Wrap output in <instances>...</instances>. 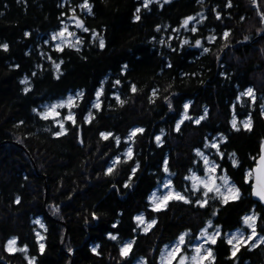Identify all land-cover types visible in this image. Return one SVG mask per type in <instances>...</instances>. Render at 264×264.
Returning a JSON list of instances; mask_svg holds the SVG:
<instances>
[{"label":"trees","instance_id":"16d2710c","mask_svg":"<svg viewBox=\"0 0 264 264\" xmlns=\"http://www.w3.org/2000/svg\"><path fill=\"white\" fill-rule=\"evenodd\" d=\"M82 2L0 0V44L8 45L7 50L0 48V264H28L31 258L33 264H160L162 248L180 234L189 233L190 243L209 220L222 236L247 229L242 218L253 211L257 231L264 234V207L245 183L264 141V0H230L231 7L229 0H152L148 8L143 0H88L92 13H80L89 29L78 31L83 43L56 51L50 33ZM191 16L199 18L195 33L182 27ZM225 31L230 33L227 39ZM93 32L103 36L104 48ZM212 35L216 40L209 43ZM196 40L202 47L195 46ZM53 61H63L59 73ZM25 78L28 83H21ZM118 79L121 84L114 87ZM101 86L97 111L91 105ZM249 87L256 103L249 97L237 102ZM77 90L83 97L72 110L76 124L65 122L67 131L56 136L58 124L41 119L38 108ZM188 102L193 119L205 109L208 115L199 125L184 121L177 131L176 122ZM233 105L239 130L231 124ZM89 110L95 119L85 122ZM249 117L250 130L240 123ZM135 127L144 133L134 143L125 142ZM161 130L163 142L158 146L155 137ZM102 131L119 136L120 145L113 137L102 140ZM214 135L224 137L215 158L239 188L240 198L226 204L210 199L200 207L195 204L197 193L186 197L191 203L173 199L154 211L151 191L166 176L177 190L190 188L184 178L190 169L200 172L202 167L195 149H206ZM127 143L134 155L123 163ZM116 156L121 163L106 175ZM136 164L139 168L129 181ZM139 213L156 221L146 233L137 228L134 218ZM35 219L47 230L35 225ZM36 231L43 236V251ZM109 233L118 239L111 240ZM11 237L17 238V247L27 245V257L5 251ZM124 241L135 242L122 259L119 249ZM210 248L214 260L206 264H264L263 243L241 246L235 258L224 239Z\"/></svg>","mask_w":264,"mask_h":264},{"label":"snow or ice","instance_id":"6c2138e0","mask_svg":"<svg viewBox=\"0 0 264 264\" xmlns=\"http://www.w3.org/2000/svg\"><path fill=\"white\" fill-rule=\"evenodd\" d=\"M167 2V0H165ZM152 3V0H143V7L148 8L149 5ZM253 3H255V0H253ZM229 7H231V3L229 0ZM81 9L87 10L88 14L92 13V8L88 2V0H83V3L79 6ZM75 12V9H73ZM137 13L140 12V8H137ZM63 15V14H62ZM262 20H264V14H262ZM72 19L75 21V27L82 29L84 32H88L89 29L85 27L84 23L82 20L77 18L76 16H73ZM136 20L140 19L139 15H136L135 17ZM195 17H188L183 21L182 27H184L186 30H190L191 32L195 33L197 32V28L195 25H193L190 29L188 28V25L190 24L191 21L195 20ZM217 19H221L220 13L217 12ZM199 23V21H197ZM157 30L159 31V26L157 27ZM175 31V30H174ZM67 33V37H75V43L73 44L70 39H67L65 34ZM28 35V33H26ZM230 33L228 31H225L223 33V38L227 39ZM52 41H59V43L55 44V50L58 52H62L64 50V46L67 47H76L77 45L83 43L82 39L76 35L75 32H69L67 29V26L62 28L58 32H54L51 36ZM93 39L98 40L99 42V47L104 48L105 46V41L103 36H100L99 34L93 32ZM209 43L214 42L216 40V36L212 35L209 38ZM247 39V38H245ZM161 43H164L163 40H161ZM188 40H184L183 44H188ZM195 46L196 47H202L201 41L196 40L195 41ZM0 48H3L4 50L8 49V45L6 43L0 44ZM77 50H79L77 48ZM204 52H208V48H203ZM49 59H52L49 57ZM63 63V61L60 62H55L53 61L54 68L56 69L57 73L60 71V66ZM126 67V66H125ZM35 75V73H33ZM21 83L27 84V78L25 80L21 81ZM121 84V81L118 79L115 81L114 87L119 86ZM29 91L28 88H25V92ZM131 91L135 93L137 91V87L135 85H132ZM103 95V87L101 86L100 89H98L95 93L96 100L92 103L91 108L96 109L97 111L100 110L101 108V101L100 97ZM153 97L156 96V90H153L152 93ZM83 97V92H77L74 96L69 95L66 100H61L57 103H53L50 105H46L44 107V110L38 115H40L41 119L48 120L52 119L55 121V123L58 124L60 131L54 133L56 136H61L64 135L67 129L65 128V122H72L74 125L76 124V114L74 111H72L74 108L78 107V104L76 101ZM242 97H249L251 98L252 103H256V96L253 92V89L249 87L246 91H243L240 93L239 96H237V102H240ZM117 102L123 104L124 101L120 99L119 96H116ZM150 102H153L150 100ZM190 103H185L183 105V113L181 115V118L176 122L175 128L177 131L180 130L181 125L184 123V121H192L194 124L199 125L208 115L207 109H205L204 114L199 116L198 118L193 119L189 114L188 110L190 107ZM169 109H172V104L171 102L168 103ZM62 108H67L68 112L66 115H64L61 119V113L57 111L58 109ZM233 117L231 120L232 127L239 130L237 127V119H236V114H235V105H233ZM35 112L36 109H33ZM262 113H264V106H262ZM92 119H95L93 113L91 110H89L88 115L85 117V122H90ZM20 123H23L21 121ZM241 124L246 129L250 130V125H251V118L241 121ZM144 129L141 127H135L130 130L126 141L125 142H135V137L138 134H143ZM100 137L102 140H108L110 137H113V133L111 132H105L102 131L100 132ZM163 135V130H161V135H157L155 137V140L157 142V145L161 144L163 141L161 139ZM115 139V142L117 146L120 145L121 143V138L119 136L113 137ZM207 140V138H206ZM224 140L223 135L220 136V141L222 142ZM131 143H129L128 147L126 148L125 153L123 154L126 157V160L123 161V163H127L128 161L133 159V148L131 146ZM205 148H213L217 149L219 152V145L216 142L215 138H213L212 141L206 142L204 145ZM196 155L200 156L203 159L204 162V175L197 176L195 172H192L191 176H186L184 179L186 180H191L192 184L190 188H185L183 190V194L179 191H175L172 188V181L169 179H165L164 182L162 183V190L167 189L166 192H163L161 194V191H154L151 196L150 200L152 201L153 204H157L159 201L160 204L163 206H167V203L170 200H183L185 203H191L192 201L190 199H187L186 197H189L190 195H195L197 193H200V196L197 197L195 200V204L199 205L200 207H205L210 199H220L222 203H228L229 198L235 200L240 198V190L235 186L234 183H231L229 178L226 175L223 176H217L216 172L217 169L220 168V165L215 162V160L209 159L208 156L204 154L199 148L195 149ZM221 158H223V153H219ZM232 159V164L233 167H236L238 165V161L235 159V154L233 153L232 156L230 157ZM254 160H256V165L253 168H250L246 172V178H245V183H249L252 188V195L254 197H257L261 203H264V149H262V154L259 156L258 160L257 158L253 157ZM121 163L120 157H115V159L112 161V165L109 166L106 169L105 174L110 175L113 173L114 169L118 164ZM139 168V164H136L135 167L131 168V175H129V181H131L132 176L135 175L137 172V169ZM164 171L165 173H168V160H164ZM190 171H192L190 169ZM169 175H173L169 173ZM217 179H219L221 182L219 184L216 183ZM128 184H125V187H127ZM213 194V195H210ZM16 203L20 202V197H16ZM58 211V209H56ZM154 211H160V207L157 206L153 209ZM215 215V213H213ZM95 218V215L94 217ZM138 223H137V228H140L141 226L143 227V231L146 233L148 232L153 225H155L156 221L153 219L150 222L146 221L144 218V214L141 213L137 215L134 218ZM257 213L255 211L252 212L250 215H245L242 218L243 225L246 226L248 229L251 230L250 234L245 236V233L241 231L240 229H237L235 232H232L231 234H224L222 236L221 231L219 227H214L213 223L211 220L208 221L207 227L201 229L200 236L197 237V239L203 238V243H200L198 245H191L192 247V254L187 255L185 254V250L189 247L188 240L191 239L189 233H183L181 234L175 242H173L171 245H166L165 249L161 251V264H173V261H176L177 264H206L207 261L214 260V256L212 253V249L205 248V244H210V245H216L218 240L224 239L226 243L231 247V256L233 258L236 257L237 253L240 250L241 246H248L249 248L255 247L257 243H264V235H260L257 231L258 225H257ZM33 223L35 225H38L39 228L45 229V225L42 223L40 219H35L33 220ZM116 225H113V228H115ZM209 229H213V231L209 232ZM133 231H136V229H133ZM109 238L111 240H117L118 236L112 233H109ZM36 236L37 240L42 241L43 236L39 231H36ZM186 237H188V240H186ZM135 241H124L122 242L119 252H120V257L126 258L130 255L133 249V244ZM97 247H99L97 245ZM5 251L9 253H14V252H22L25 253L27 257V245H24L23 247H17V238L16 237H11L10 239L7 240L5 246ZM44 249V244L40 243V250L43 251ZM96 251V248H93V252ZM34 258H31L28 260V264H33ZM138 264H144L143 261L138 262Z\"/></svg>","mask_w":264,"mask_h":264},{"label":"rangeland","instance_id":"374dc122","mask_svg":"<svg viewBox=\"0 0 264 264\" xmlns=\"http://www.w3.org/2000/svg\"><path fill=\"white\" fill-rule=\"evenodd\" d=\"M83 3V2H82ZM82 3H80V4H78L76 7H74V8H72V10L70 11V13L69 14H67L66 16H65V18H64V20L62 21V23H61V25H60V27L57 29V30H55V31H52L51 33H50V35H49V39H51V36H52V34L54 33V32H58V31H60L62 28H64L65 26H67V29H68V31L69 32H75L76 33V35L78 36V31L80 30L79 28H76L75 27V21L72 19V17L73 16H76L77 18H79L80 20H82V17H81V12H84L85 10L84 9H81L79 6L82 4ZM73 9H75V12L73 11ZM192 17V16H191ZM188 18V17H187ZM187 18H185V19H187ZM184 19V20H185ZM83 21V20H82ZM197 21H199V18H197V19H195V20H193V21H191L190 22V24L189 25H191V27L193 26V25H196V23H197ZM65 36H66V38L67 39H70L71 40V42L74 44L75 43V37H71V38H68L67 37V33L65 34ZM51 41H52V39H51ZM52 43L55 45L56 43H59V41H52ZM76 93L74 92H70V93H68V94H66V96L65 97H63V98H61V99H57V100H52V101H48V102H45V103H43L42 105H41V107L40 108H38V111H39V113L40 112H42L43 110H44V107L46 106V105H50V104H53V103H57V102H59V101H61V100H66L67 98H68V96L69 95H75ZM57 111H59L60 113H61V119H62V117L64 116V115H66L67 114V112H68V109L67 108H64V110H62V109H58ZM237 119V118H236ZM245 120H247V119H245ZM244 121V120H243ZM239 123V120H237V124ZM213 138H215V140H216V142L218 143V145H219V143H220V138H219V136L218 135H214V136H212V137H210V138H208V140H207V142H210V141H212L213 140ZM128 145H129V143H127V144H125V146H124V148H125V150L123 151V153H125V151H126V148L128 147ZM202 152H204V154L206 155V156H208L209 157V159H211V160H215V162L218 164V162H217V159L215 158V154L217 153V149H213V148H211V147H209V148H206V149H202L201 150ZM116 157H119V156H116ZM114 159H115V157H114ZM113 159V160H114ZM202 159V158H201ZM202 162V167H201V170H200V172L199 171H191V173H190V175L189 176H191L192 175V172H195L196 173V175L197 176H203L204 175V162H203V159L201 160ZM216 175L217 176H223V175H226L228 178H229V180H230V182L231 183H234L232 180H231V178L222 170V169H217V172H216ZM165 179H169V180H171V178H170V176H166L164 179H162L157 185H156V187L151 191V193H150V195H149V201H150V206L152 207V208H155V207H157V206H159L160 208L161 207H163V205L162 204H160L159 203V201L157 202V204H153L152 203V201L150 200V196H151V194L154 192V191H161V194H163V192H166L167 191V189H163L162 190V188H161V186H162V183L164 182V180ZM189 182H190V184H192V181L191 180H189ZM221 181L219 180V179H217V181H216V183L217 184H219ZM235 184V183H234ZM236 186V185H235ZM237 187V186H236ZM172 188L175 190V191H179V192H181L180 190H177L174 186H173V184H172ZM238 188V187H237ZM182 194H183V192H181ZM196 195V194H195ZM230 199V198H229ZM139 214H141V213H139ZM139 214H136V216L137 215H139ZM250 214H252V212L251 213H248V214H246V215H250ZM135 216V217H136ZM245 216V215H244ZM144 218H145V220L146 221H151L149 218H147L145 215H144ZM138 223V222H137ZM143 227L144 226H141L139 229L141 230V231H143ZM205 227H207V224H205L203 227H202V229L203 228H205ZM241 231H243L244 233H245V236H247V235H249L250 234V232H251V230L250 229H244V228H239ZM237 230V229H236ZM236 230H234L233 232H235ZM211 231H213V229H209V232H211ZM200 232H201V230H200ZM200 232H198L197 234H196V236L193 238V241L192 242H188L189 243V247L185 250V254H187V255H191L192 254V247H191V245H198V244H200V243H203L204 241H203V238H201V239H197V237H199L200 236ZM232 232H229L228 234H231ZM181 235V234H180ZM179 235V236H180ZM260 235H264V234H260ZM178 236V237H179ZM176 241V240H175ZM175 241H173V242H175ZM172 242V243H173ZM40 243H42L41 241H40ZM172 243H170V244H167V245H171ZM264 244V243H263ZM166 246V245H165ZM165 246L162 248V250H164L165 249ZM210 247V244H205V248H209ZM161 250V251H162ZM135 264H138V262H136ZM160 264H161V253H160ZM173 264H177V262L176 261H173Z\"/></svg>","mask_w":264,"mask_h":264},{"label":"water","instance_id":"95a60500","mask_svg":"<svg viewBox=\"0 0 264 264\" xmlns=\"http://www.w3.org/2000/svg\"><path fill=\"white\" fill-rule=\"evenodd\" d=\"M17 144H18V145H21V144H19V143H17ZM262 149H264V141H263V143L261 144V146H260V148H259V154H258V156H257V160H258L259 156L262 154ZM255 165H256V163H255ZM255 165H254L253 167H255ZM253 167H252V168H253ZM35 169H36V168H35ZM251 196H252V198H253L256 202L260 203V204L264 207V203H261L257 197H254V196L252 195V188H251Z\"/></svg>","mask_w":264,"mask_h":264}]
</instances>
